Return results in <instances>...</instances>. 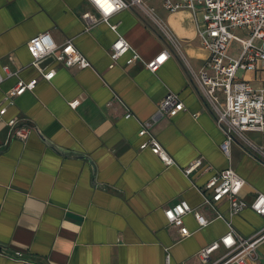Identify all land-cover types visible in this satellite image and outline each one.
I'll return each mask as SVG.
<instances>
[{"label":"crops","instance_id":"crops-1","mask_svg":"<svg viewBox=\"0 0 264 264\" xmlns=\"http://www.w3.org/2000/svg\"><path fill=\"white\" fill-rule=\"evenodd\" d=\"M147 3L155 17L128 9L111 22L145 61L170 53L156 73L141 61L127 65L131 52L111 67L118 35L106 23H86L85 11L97 13L87 0H0V71L9 65L18 72L0 84V109L7 108L0 115V264H204L198 252L227 233L226 222L216 219L200 228L188 214L184 223L192 234L182 237L165 209L186 200L213 217L196 186L230 167L246 180L247 201L264 193V158L239 139L230 157L222 151L226 136L189 71L198 72L210 57L193 13H170L162 0ZM45 32L57 44L73 39L92 68H69L50 57L42 66L56 75L44 79L27 44ZM239 73L264 87V64ZM33 79L34 91L14 104L4 101L20 80ZM169 92L180 96L186 110L161 117L159 106ZM74 100L80 101L76 108L70 106ZM127 112L133 117L126 118ZM10 119H16L14 127ZM142 126L175 164L141 149L147 140L139 135ZM247 135L264 150V133ZM197 160L201 166L186 175L184 169ZM219 209L228 216L227 202ZM229 218L245 237L264 227V216L251 208ZM16 252L23 256L13 257ZM259 253L264 264V243Z\"/></svg>","mask_w":264,"mask_h":264},{"label":"built area","instance_id":"built-area-1","mask_svg":"<svg viewBox=\"0 0 264 264\" xmlns=\"http://www.w3.org/2000/svg\"><path fill=\"white\" fill-rule=\"evenodd\" d=\"M97 11H85L82 14L86 23L93 27L99 23L108 24L118 37L110 50L111 67L127 53V65L141 61L152 73H156L170 57L167 50L162 51L149 61H145L138 51L130 45L127 39L118 32L117 24L111 22L112 17L123 10L138 9L155 17V9L150 7L147 0H87ZM163 5L170 13L182 9L190 10L195 18L198 36L201 44L206 48L210 57L198 72L189 66V71L196 82L199 91L207 100L218 127L223 131L226 140L222 143V151L231 156L232 143L239 139L246 145L255 148L264 158V150L254 146L247 136L249 132L264 133V87H255L249 81L238 76L240 71H257L264 64V0H162ZM110 6L111 10H107ZM202 12V21L198 13ZM163 32L171 43L180 49L177 39L162 25ZM242 31L237 34L236 31ZM236 41L240 50L231 53L232 43ZM33 57L32 65L39 68L43 78L51 81L56 75V69L46 70L42 66L44 61L54 57L58 62L69 68H92L91 61L69 39L63 44H57L49 32L41 33L27 44ZM9 65L0 71V84L8 78L16 76ZM38 79L29 82L20 80L10 89L4 101L14 104V100L27 91H34ZM80 104L79 100L70 102L72 108ZM186 110L184 102L177 93L169 92L161 101L159 115L161 117H174ZM6 106L0 109V115L6 113ZM133 117L127 112L126 118ZM14 127L16 119L7 123ZM20 137L24 132L16 131ZM139 135L147 137L141 144V149H150L158 155L167 165L175 164L174 159L158 141L156 136L145 126H142ZM202 161L197 160L184 169L190 175ZM246 180L232 167L217 172L204 187L196 186L202 194V206L213 211V217L207 218L198 207L191 206L188 201L181 200L165 209V215L170 223L177 226L182 237L192 234L184 223V217L193 214L200 228L206 227L216 219H222L228 226L227 233L203 247L198 252V258L204 264H261L259 247L264 243V227L254 235L245 237L234 228L229 217L242 213L251 208L258 215L264 216V193H256L251 201H247L242 193L246 187ZM228 203V216L219 209L222 202ZM223 253L213 258V253L219 249ZM22 253L16 252L13 257L21 258Z\"/></svg>","mask_w":264,"mask_h":264},{"label":"rangeland","instance_id":"rangeland-1","mask_svg":"<svg viewBox=\"0 0 264 264\" xmlns=\"http://www.w3.org/2000/svg\"><path fill=\"white\" fill-rule=\"evenodd\" d=\"M202 17H203L202 12H199V13H198V18H199L200 21H202ZM236 33H237V34H242V31L238 30V31H236ZM239 50H240L239 44H238L236 41H234V42L232 43V45H231L230 51H231V52H238ZM239 74H240V73H239ZM247 136H248V135H247ZM249 137H250V136H249Z\"/></svg>","mask_w":264,"mask_h":264},{"label":"snow or ice","instance_id":"snow-or-ice-1","mask_svg":"<svg viewBox=\"0 0 264 264\" xmlns=\"http://www.w3.org/2000/svg\"><path fill=\"white\" fill-rule=\"evenodd\" d=\"M97 2L99 3V2H100V0H97ZM107 10H109V11L111 10L110 6H108V9H107Z\"/></svg>","mask_w":264,"mask_h":264}]
</instances>
